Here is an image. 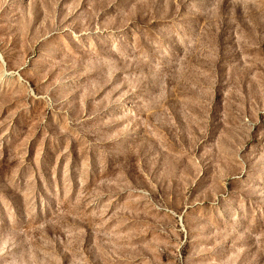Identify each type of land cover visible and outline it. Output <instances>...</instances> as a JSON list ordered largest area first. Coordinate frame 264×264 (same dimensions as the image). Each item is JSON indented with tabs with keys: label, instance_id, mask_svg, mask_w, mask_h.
Listing matches in <instances>:
<instances>
[{
	"label": "rangeland",
	"instance_id": "rangeland-1",
	"mask_svg": "<svg viewBox=\"0 0 264 264\" xmlns=\"http://www.w3.org/2000/svg\"><path fill=\"white\" fill-rule=\"evenodd\" d=\"M0 264H264V0H0Z\"/></svg>",
	"mask_w": 264,
	"mask_h": 264
}]
</instances>
